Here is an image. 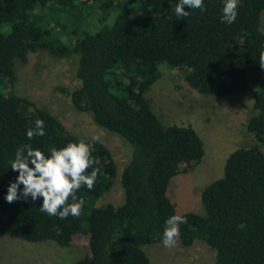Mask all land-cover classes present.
<instances>
[{"label": "trees", "instance_id": "1", "mask_svg": "<svg viewBox=\"0 0 264 264\" xmlns=\"http://www.w3.org/2000/svg\"><path fill=\"white\" fill-rule=\"evenodd\" d=\"M161 1L158 12L141 14L135 0H0V239L11 234L69 247L86 235L89 252L76 264H151L145 246L160 243L166 219L177 214L170 183L206 153L194 125L164 124L146 96L165 71L178 70L201 95L251 92L256 109L247 124L255 142L226 157L222 174L201 193L203 213L181 214L187 220L179 225L181 242L206 243L216 264H264V0H239L230 25L221 19L223 0H204V12L186 6L190 15L180 19L174 13L178 0ZM39 51L77 56L79 85L62 90L77 111L91 113L96 124L131 145L119 205L100 204L118 173L101 140L92 148L93 167L100 169L95 187L75 193L85 202L79 217L41 212L42 197L6 201L18 176L10 161L19 146L31 144L49 155L69 142H91L16 92L19 64ZM37 119L46 134L29 140L26 132Z\"/></svg>", "mask_w": 264, "mask_h": 264}, {"label": "rangeland", "instance_id": "2", "mask_svg": "<svg viewBox=\"0 0 264 264\" xmlns=\"http://www.w3.org/2000/svg\"><path fill=\"white\" fill-rule=\"evenodd\" d=\"M136 11L153 14L161 9V0H135ZM264 30V12L261 18ZM100 25L91 27L96 32ZM77 56L59 57L48 51L30 56L17 69L16 92L46 108L75 135L91 138L99 134L113 153L118 173L113 187L100 204L119 205L123 201L121 174L132 154V147L119 135L100 127L89 112H79L69 93L79 85ZM146 96L166 125L185 122L194 125L203 137L206 153L200 164L178 175L169 186V195L177 203V214L204 212L201 193L223 171L226 157L241 146L255 142L247 124L256 113L251 92H239L227 98L201 95L190 88L178 70L165 71ZM86 235L76 236L69 247L55 241L29 242L8 234L0 239V264H76L89 252ZM151 264H216L214 250L204 242L165 248L162 241L145 246Z\"/></svg>", "mask_w": 264, "mask_h": 264}, {"label": "clouds", "instance_id": "3", "mask_svg": "<svg viewBox=\"0 0 264 264\" xmlns=\"http://www.w3.org/2000/svg\"><path fill=\"white\" fill-rule=\"evenodd\" d=\"M238 5L239 0H223L221 19L224 23L230 25L235 22ZM186 6L187 9L206 11L204 0H178L174 9L177 19L189 17L190 12L185 10ZM259 64L264 69V52L260 53ZM45 134L44 121L41 119H37L35 126L26 132L29 140L43 137ZM100 139L99 134H94L91 136V142H69L62 148H51L49 155L34 149L31 144L19 146L15 158L10 161L11 169L17 171L18 176L8 186L6 201H26L29 197L35 201L42 197L41 212L60 219L79 217L85 202L78 199L75 193L81 187L86 186L88 190L95 187L100 169L93 167L96 161L92 156V148ZM184 223H187L186 218L179 214L166 219L162 234V244L165 248L178 246L179 225Z\"/></svg>", "mask_w": 264, "mask_h": 264}]
</instances>
